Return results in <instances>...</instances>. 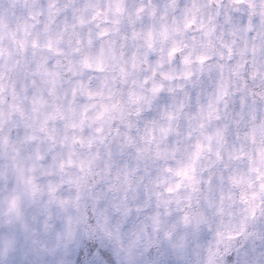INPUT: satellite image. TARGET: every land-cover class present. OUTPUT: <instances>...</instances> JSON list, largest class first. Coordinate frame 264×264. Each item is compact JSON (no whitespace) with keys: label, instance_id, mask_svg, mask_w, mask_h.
<instances>
[{"label":"clouds","instance_id":"9594fccd","mask_svg":"<svg viewBox=\"0 0 264 264\" xmlns=\"http://www.w3.org/2000/svg\"><path fill=\"white\" fill-rule=\"evenodd\" d=\"M0 264H264V0H0Z\"/></svg>","mask_w":264,"mask_h":264}]
</instances>
